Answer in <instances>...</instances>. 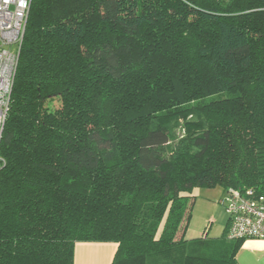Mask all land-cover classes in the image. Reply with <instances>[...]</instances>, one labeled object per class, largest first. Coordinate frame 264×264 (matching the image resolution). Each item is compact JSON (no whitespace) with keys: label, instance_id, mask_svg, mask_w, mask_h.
Segmentation results:
<instances>
[{"label":"trees","instance_id":"trees-1","mask_svg":"<svg viewBox=\"0 0 264 264\" xmlns=\"http://www.w3.org/2000/svg\"><path fill=\"white\" fill-rule=\"evenodd\" d=\"M0 158V264H236L185 232L195 187L264 192V0H32Z\"/></svg>","mask_w":264,"mask_h":264},{"label":"built area","instance_id":"built-area-1","mask_svg":"<svg viewBox=\"0 0 264 264\" xmlns=\"http://www.w3.org/2000/svg\"><path fill=\"white\" fill-rule=\"evenodd\" d=\"M31 2L0 0V138ZM223 194L220 204L227 215L226 238L264 240V192L232 187Z\"/></svg>","mask_w":264,"mask_h":264},{"label":"rangeland","instance_id":"rangeland-1","mask_svg":"<svg viewBox=\"0 0 264 264\" xmlns=\"http://www.w3.org/2000/svg\"><path fill=\"white\" fill-rule=\"evenodd\" d=\"M212 97H225L223 92H216ZM207 97L206 99H209ZM48 106L53 107L56 100L48 101ZM180 133V130H177ZM219 186L214 187H195L192 194L195 195V202L192 208V216L189 223L188 235L198 237L205 234L210 238H218L223 235L224 227L227 222V215L220 204V199L224 197ZM244 260V253L237 255L236 264ZM250 264H264V261L251 260Z\"/></svg>","mask_w":264,"mask_h":264},{"label":"crops","instance_id":"crops-1","mask_svg":"<svg viewBox=\"0 0 264 264\" xmlns=\"http://www.w3.org/2000/svg\"><path fill=\"white\" fill-rule=\"evenodd\" d=\"M222 191V190H221ZM223 208V207H222ZM192 216V214H191ZM191 220V218H190ZM190 223V221H189ZM228 221L224 227L226 229ZM189 224L185 232V238L190 240L199 237H208L205 230L202 235L194 237L188 235ZM210 238V237H209ZM116 244L114 242H77L74 249V264H110L114 254ZM244 253V260L240 264H250L253 259L264 261V240L247 239L243 240L236 253L237 255Z\"/></svg>","mask_w":264,"mask_h":264}]
</instances>
